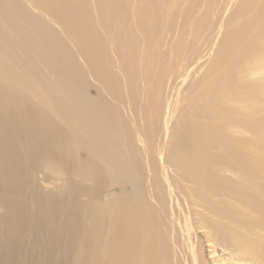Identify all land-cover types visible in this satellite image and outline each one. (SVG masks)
<instances>
[{"label": "bare ground", "instance_id": "bare-ground-1", "mask_svg": "<svg viewBox=\"0 0 264 264\" xmlns=\"http://www.w3.org/2000/svg\"><path fill=\"white\" fill-rule=\"evenodd\" d=\"M23 180L69 264H264V0H0Z\"/></svg>", "mask_w": 264, "mask_h": 264}, {"label": "rangeland", "instance_id": "rangeland-1", "mask_svg": "<svg viewBox=\"0 0 264 264\" xmlns=\"http://www.w3.org/2000/svg\"><path fill=\"white\" fill-rule=\"evenodd\" d=\"M88 92L96 96L94 88ZM21 183L4 186L0 181V194L8 198L15 192L20 195V201L10 205L7 213L0 209V264H69L71 242L65 231L49 230L38 202V192L53 196L54 188L39 181L35 186H27L25 180Z\"/></svg>", "mask_w": 264, "mask_h": 264}]
</instances>
